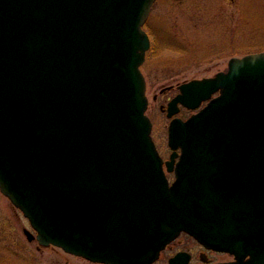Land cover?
<instances>
[{
  "label": "water",
  "instance_id": "1",
  "mask_svg": "<svg viewBox=\"0 0 264 264\" xmlns=\"http://www.w3.org/2000/svg\"><path fill=\"white\" fill-rule=\"evenodd\" d=\"M153 2L0 0V191L28 240L93 262L149 264L185 231L214 248L236 236L231 264H264L242 260L264 254V241L247 248L264 221V51L180 86L168 116L208 102L170 122L169 184L140 70Z\"/></svg>",
  "mask_w": 264,
  "mask_h": 264
},
{
  "label": "rangeland",
  "instance_id": "2",
  "mask_svg": "<svg viewBox=\"0 0 264 264\" xmlns=\"http://www.w3.org/2000/svg\"><path fill=\"white\" fill-rule=\"evenodd\" d=\"M152 50L140 69L159 148L168 152L159 104L177 85L225 70L228 59L264 50V0H155L145 21ZM150 47V48H151ZM22 212L0 191V264H100L41 246ZM158 264H165L161 260Z\"/></svg>",
  "mask_w": 264,
  "mask_h": 264
},
{
  "label": "flooded vegetation",
  "instance_id": "3",
  "mask_svg": "<svg viewBox=\"0 0 264 264\" xmlns=\"http://www.w3.org/2000/svg\"><path fill=\"white\" fill-rule=\"evenodd\" d=\"M186 82V81H183ZM181 82V83H183ZM170 86L169 89H175L173 92L165 99L164 102H161L159 104L160 111L165 115L167 118V125H166V133L168 130V125L172 118H180L182 120L187 119L192 113H194L198 109H190L186 106L182 105L181 103L174 104L171 107L172 111H175V113L168 117V105L170 101L179 93L180 84ZM216 95L212 94V96ZM196 101L195 98L189 100L190 103H193ZM206 102H202L200 107L203 106ZM147 113V112H146ZM147 115L150 117L152 121V138L156 144V147L159 151L160 156L162 157L163 161H166L169 159L171 150L169 149L168 152L163 151V149L159 148L158 143L156 142L155 136H154V123L151 118V116L147 113ZM179 152V150H178ZM167 177L169 181L171 182L174 179V172H167ZM263 214L262 218L264 217V207H263ZM248 240H247V248L253 246V243L259 244L264 241V221L261 223L253 224L250 223L248 226ZM263 238V239H262ZM259 240V241H258ZM229 245V250L223 249V246L225 244ZM237 237H229L227 240H220L218 241L217 246L211 247L207 246L203 241L196 240L193 236L189 235L186 232H181L176 238H174L172 241H170L159 253V256L157 260L150 264H158L161 260H165V264H169V259L173 255H175L177 252H184L188 256V264H231L233 262L237 261ZM233 245V246H231ZM250 248V250H251ZM262 249V247H261ZM243 250H241L242 252ZM247 251V250H246ZM258 259L262 263L264 262V254L261 252L257 255H252L251 251L246 252L242 260H253ZM90 262V261H88Z\"/></svg>",
  "mask_w": 264,
  "mask_h": 264
},
{
  "label": "trees",
  "instance_id": "4",
  "mask_svg": "<svg viewBox=\"0 0 264 264\" xmlns=\"http://www.w3.org/2000/svg\"><path fill=\"white\" fill-rule=\"evenodd\" d=\"M150 49L152 50V47H151ZM151 50H150V51H151Z\"/></svg>",
  "mask_w": 264,
  "mask_h": 264
}]
</instances>
